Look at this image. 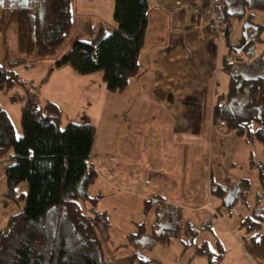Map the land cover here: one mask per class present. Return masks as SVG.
<instances>
[{"label":"trees","instance_id":"trees-1","mask_svg":"<svg viewBox=\"0 0 264 264\" xmlns=\"http://www.w3.org/2000/svg\"><path fill=\"white\" fill-rule=\"evenodd\" d=\"M41 1L42 12L32 6L0 9V48L6 47L9 25L15 24L18 53L35 60L58 55L74 30L73 0ZM215 1L228 49L232 46V21L246 23L242 40L232 48L242 50L243 56L228 53L222 58L229 83L226 93H218L214 123L226 132H236L264 145V64L256 57L258 41L253 38L264 33V24L254 21L256 12L264 13V0ZM113 19L117 26L111 33L103 25H87L88 39H71L70 49L55 61V68L69 67L80 76L100 73L109 92L126 91L141 71L139 59L150 21L148 0H115ZM21 65L27 66V60L12 61L8 52L0 62V91H24L21 136H17L9 113L0 107V164L7 165V193L2 207L7 209L13 203L18 208L0 229V264H115L106 254L111 220L106 211L98 209L100 197L88 193L98 177L89 162L96 127L88 122L62 128L60 107L52 101L39 103L35 90L14 71ZM251 166L258 169L262 189L257 198L264 199V163L252 159ZM227 181L226 185H210V195L224 204L227 198L233 201L231 205L248 204L250 181L241 179L233 190ZM21 184H27L28 190L18 193ZM160 205L178 215L177 220L166 223L173 218L165 213L157 217L151 233L145 224L139 225L137 233H130L127 239L135 248L127 257L130 264L158 262L145 260L140 251L170 244L180 237L183 228L192 236L198 235L190 223H182L181 210L167 204L164 197L146 200L145 211L155 208L159 214ZM163 224L172 230H163ZM263 224L264 208L256 209L254 218L241 216V226L250 231ZM194 256H206L210 264H216L222 255L213 260L210 246L204 242L195 248Z\"/></svg>","mask_w":264,"mask_h":264},{"label":"rangeland","instance_id":"rangeland-1","mask_svg":"<svg viewBox=\"0 0 264 264\" xmlns=\"http://www.w3.org/2000/svg\"><path fill=\"white\" fill-rule=\"evenodd\" d=\"M195 2H198V0H186L184 4L194 20L200 22L202 17L205 18L208 30L216 41L217 51L221 48V56L218 60L219 65L222 67L217 75L221 88L226 90L227 78L224 79V76L227 73L224 70L222 58L225 53H232L236 57L243 56L242 50L236 51L232 48L242 40L243 26L246 22L236 19L232 21L233 26L230 34V44L232 45L230 48L232 50L229 48L225 51V47L228 48V45L225 44L224 30H221L220 36L212 31L211 25L216 20L214 15L209 12L205 11L200 15L194 14L195 9L193 6ZM43 4V1L39 0L31 6L42 12L44 9ZM73 12L75 15L74 30L70 39L55 58L35 60L18 53L17 28L15 24H11L7 31L6 49L3 46L0 48V62H3V56L7 52L12 61L27 60V66L29 67L17 66L14 71L20 79L35 90L40 104L52 101L60 106L63 117L62 128L70 123L89 122L95 125L96 136L90 160L98 173V177L88 193L91 197H100L98 209L106 211L112 223L111 240L106 244L107 257L115 264H130L127 257L135 252V248L132 245L130 246L127 239L130 233H137L141 224H145L146 229L151 233L152 225L156 223L157 217H162L165 213H169L173 218L167 220L166 223L174 222L178 218V215L171 214L162 205H160L159 214L156 213L155 208L148 213L143 209L142 201L144 202L147 198L143 199L141 197V194H144L140 191L142 181L139 180L136 172L140 165L144 167L143 169L147 168V163L144 161L141 163L139 154L134 151L135 149L140 152L154 150L157 152V158L165 160V157L169 156L171 152L177 153L176 155L181 158L183 149L186 151L190 147L189 154L192 164L190 180L192 187L190 193L185 195L194 203V206L200 205L211 213L216 212L214 208H218L217 210L220 212V216L213 217L212 228L206 229L205 225H198L199 229H204H201L200 234L196 236H192L189 231L183 228L180 237L172 240L170 244H159L154 249L141 250L142 258L159 261L151 264H187L189 259L193 260L191 264H208V258L193 256L194 244L200 245L203 240H208L211 251L217 255L223 254L221 249L226 250L233 243V239L241 240L245 236H247L246 239H249L248 235L250 236V233L246 230V227L241 228L239 225L241 216L254 218L255 209L264 208V199L259 200L257 198V195L262 192L258 169L251 166L252 159L257 164L264 163V145L255 140L251 141L246 137H241L236 132H226L215 125L213 116L218 97L217 92H213L214 95H211L202 103L197 101V93L193 94L190 104L185 107L189 109L190 121L184 123V134L186 133L184 135L182 134L183 126L179 124H175L174 130L168 122H163L162 125L158 124L157 119H155L156 113L154 118L150 119V109L148 108L145 111L147 109L145 104H148L147 100L142 101L140 97L139 102L142 103L135 104L134 99L138 96H133V91L109 92L100 73L80 76L69 67L55 68V61L70 49L71 39H88L85 33L87 25H82L84 21L81 17L82 11L78 12L80 16L75 10ZM2 14L0 10V15L2 16ZM254 21L264 24V13L256 12ZM250 34L252 35V30ZM253 38L258 41L256 43V57H260L259 61L261 60L264 64V33L255 34ZM52 68L54 69L53 72H51ZM48 74L47 82L43 83ZM191 85L198 84L192 81ZM23 96L24 91L21 88L9 92L0 91V107L8 111L18 137L22 133L20 122L21 108L24 103ZM141 106H143V111ZM179 108L182 109V106H179ZM159 112L161 113V111ZM145 118H148V120ZM150 121L154 122L155 126L159 125L157 128L159 129V137L156 143L148 142L147 138H140L141 136L144 137V134H141L140 131L145 130ZM135 130H139V133H135ZM171 130H173V134ZM187 132L189 133L188 136ZM137 141L139 146H135ZM144 154L147 156V152ZM6 168V164H0V229L6 226L9 217L18 210L13 203H10L7 209L2 207L4 195L7 193ZM157 169V171L152 170L151 173H163L166 170L171 172V168H168L166 164H162L161 168ZM182 171V169L177 170V173L181 175ZM108 172H115L120 176L119 180L115 182L116 186L110 185L106 181L105 178L108 176ZM141 174L143 175V173ZM180 175L178 174V176ZM241 179L250 181L249 207L243 203L231 205L233 201L229 198L224 204L218 197L210 195V185L215 183L226 185L228 184L227 180H230L228 188L233 190ZM106 183L110 186H107ZM154 183L156 185L160 184L158 178L156 180L152 179L151 185L144 182L143 192L147 189L153 191L156 186ZM27 190V184H21L17 188L18 193ZM182 191L180 190V192ZM181 196L182 193L179 197ZM89 207L90 205H87L88 209ZM196 216L195 212L190 211L185 214L184 221L197 226L198 218ZM224 224L229 226L228 231L224 230ZM162 227L163 230H172L166 224L161 225ZM182 227H184L183 224ZM187 245H190L191 248ZM246 247L248 250L251 245L248 243ZM236 254L240 256L242 252L237 251ZM231 258H234V255L224 259V264H230Z\"/></svg>","mask_w":264,"mask_h":264},{"label":"crops","instance_id":"crops-1","mask_svg":"<svg viewBox=\"0 0 264 264\" xmlns=\"http://www.w3.org/2000/svg\"><path fill=\"white\" fill-rule=\"evenodd\" d=\"M185 1L148 0L150 6V21L146 45L139 59L141 71L137 77L131 79L129 87L126 90V92L131 90L134 92H132L133 96H138V98L134 99L135 104L142 103L139 102L140 97L142 101L147 100L148 104H145L147 107L145 111L148 108L150 109V119H153L156 113L155 119H157L158 124L160 123L162 125L163 122H168L173 130L175 124H179L183 126L182 134L185 131L184 123L190 121L189 109L185 107L190 104V99L193 94L197 93V101L202 103L216 92L217 95L218 93H226L229 83V75L225 74L224 79L227 78L226 90H223L218 85L220 81L217 74L222 67L219 65L218 60L221 56V48L217 51L215 47L216 41L208 30L205 18L202 17L200 22L194 20L186 9ZM114 7L115 0L72 1L73 11L75 10L79 16L80 13L78 12L82 11L81 17L84 20L82 25H103L107 33H111L117 26L113 19ZM225 44L227 43L225 42ZM226 50H228L227 47H225ZM192 81L198 85L192 86ZM195 90L198 91L196 92ZM179 106H182V109ZM141 108L143 111V106ZM145 119L148 120V118ZM153 123L150 121L146 126L148 129L145 127V130L140 131L142 132L141 134H144V137L141 136L140 138H147L148 142L156 143L159 137V129H157L159 125L155 126ZM173 130H171L172 134ZM178 130L180 131V129ZM135 131V133H139V130ZM188 135L189 133L187 132ZM136 145L139 146L138 141L135 143ZM189 148L186 151L183 149L181 158L176 155L177 153L171 152L169 156L165 157V160L157 158V152L154 150L151 152L146 151V156L144 154L146 152H140L135 149L134 151L139 154L141 163L143 161L147 163V168L143 169L144 167L140 165L136 173L138 174L139 180L142 181L140 191L144 193L141 194L143 199H154L156 196L164 197L167 204H171L181 210L182 223L185 222L186 213L190 211L195 212L198 218L197 226H193L191 222L188 223H190L191 227L198 230L199 235L202 228L199 229L198 225H205L206 229L212 228V219L213 217L217 218V216H220V212L217 210L218 208H214L216 212L211 213L208 209H203L200 205L194 206V203L185 195L190 193L192 187L190 180L192 164ZM89 162L92 164L91 160ZM162 164H166L168 168H171V172L166 170L163 173H151L152 170L157 171V168L160 169ZM181 169L183 171L180 175V173H177V170ZM173 170L174 172H172ZM119 178L120 176L117 173L108 172V176L105 179L110 185L116 186L117 184L115 182ZM157 178L161 185L154 183L156 186L153 188V191L147 189V191L143 192L144 182L151 185L152 179L156 180ZM109 184L106 183L107 186H110ZM180 190L183 191L180 192ZM181 193L182 196L179 197ZM145 201H142L143 209L146 208ZM247 206L249 207V204ZM239 226L244 228L241 226V223ZM224 230L228 231L229 226L224 224ZM246 230L250 233V236L248 235L249 239H246L247 236L241 240L233 239V243L226 250L221 249L223 254H221L222 256L216 264H224V259L232 255H234V258H231L230 264H261L264 262V224L260 225L257 230L250 231L247 228ZM204 242H208L209 244L208 240H203L201 244ZM248 243L251 245V248L247 250L246 246ZM200 245L194 244L193 251L195 252V248ZM237 251H241L242 255L238 256L236 254ZM212 253L214 255L213 260L220 255H216L214 252ZM203 257L208 258L206 256ZM192 261V259H189L187 264H191ZM207 263L210 264V258H208Z\"/></svg>","mask_w":264,"mask_h":264},{"label":"built area","instance_id":"built-area-1","mask_svg":"<svg viewBox=\"0 0 264 264\" xmlns=\"http://www.w3.org/2000/svg\"><path fill=\"white\" fill-rule=\"evenodd\" d=\"M201 1V2H199ZM195 5L193 8L195 9L194 14L200 15L202 12H209L210 14L214 15L216 22L211 25V29L214 33L221 35V30L223 29L224 25L220 21L216 9V1L215 0H198V2L194 3Z\"/></svg>","mask_w":264,"mask_h":264},{"label":"flooded vegetation","instance_id":"flooded-vegetation-1","mask_svg":"<svg viewBox=\"0 0 264 264\" xmlns=\"http://www.w3.org/2000/svg\"><path fill=\"white\" fill-rule=\"evenodd\" d=\"M38 1L39 0H4V3L0 6V9L7 7H28Z\"/></svg>","mask_w":264,"mask_h":264},{"label":"water","instance_id":"water-1","mask_svg":"<svg viewBox=\"0 0 264 264\" xmlns=\"http://www.w3.org/2000/svg\"><path fill=\"white\" fill-rule=\"evenodd\" d=\"M4 3V0H0V6Z\"/></svg>","mask_w":264,"mask_h":264}]
</instances>
